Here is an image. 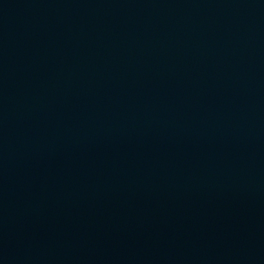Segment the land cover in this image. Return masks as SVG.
<instances>
[{"label": "water", "instance_id": "obj_1", "mask_svg": "<svg viewBox=\"0 0 264 264\" xmlns=\"http://www.w3.org/2000/svg\"><path fill=\"white\" fill-rule=\"evenodd\" d=\"M0 264H264V0H0Z\"/></svg>", "mask_w": 264, "mask_h": 264}]
</instances>
